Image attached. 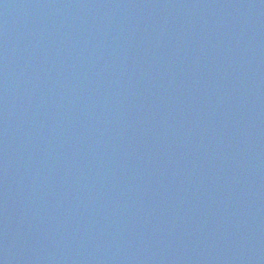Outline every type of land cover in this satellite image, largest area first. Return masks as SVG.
<instances>
[{
    "label": "water",
    "instance_id": "1",
    "mask_svg": "<svg viewBox=\"0 0 264 264\" xmlns=\"http://www.w3.org/2000/svg\"><path fill=\"white\" fill-rule=\"evenodd\" d=\"M0 264H264V0H0Z\"/></svg>",
    "mask_w": 264,
    "mask_h": 264
}]
</instances>
